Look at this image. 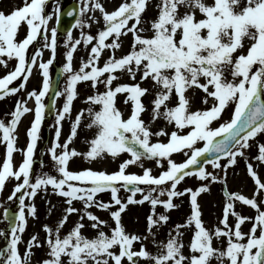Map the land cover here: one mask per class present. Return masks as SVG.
Segmentation results:
<instances>
[{
    "label": "snow or ice",
    "instance_id": "1",
    "mask_svg": "<svg viewBox=\"0 0 264 264\" xmlns=\"http://www.w3.org/2000/svg\"><path fill=\"white\" fill-rule=\"evenodd\" d=\"M46 3L47 0H24L22 7L9 14L0 11V57L16 58L18 61L13 71L0 78V99L16 94L25 87L42 52L37 50L31 56L30 64L26 54L29 46L41 37L42 30L45 33L42 36L44 47H50L53 55L56 52V29L51 30L50 44L46 34L52 19L45 12ZM148 5L149 0H122L118 8L108 12L96 0L94 4H85L82 12L99 10L105 22L104 29L97 36L82 32V39L74 41L71 33H68L70 50L63 71L69 76L64 93L66 100L62 112L58 114L57 124L71 113L79 82L91 81L93 88L103 84L105 91L87 98L90 104L99 106L98 110L92 107L87 109L90 122L86 127L96 130L94 138L88 141L89 151L82 154L75 149L69 150V144L77 136L83 112L75 117L71 134L63 144L59 141L61 132L57 129L56 141L49 151L60 178L50 174L38 175L34 182L31 178L34 150L45 109L42 99L49 92V66L52 60L39 63L44 77L42 89L29 93L36 103L35 119L28 130L30 141L18 169L13 167V153L16 150L13 133L21 117L31 110L25 106V102L18 101L10 124L0 121V132L6 143V159L0 167V192L10 178L21 181L8 197L9 200L18 199L19 213L10 229V242L6 248H0V264H29L31 249L40 244L33 236L28 242V251L22 255L18 249L20 234L27 225L25 199L34 198L38 190H46L49 185L58 195L66 198L68 207L67 215L60 221L54 235L53 230L45 225V231L49 234L47 245L50 258L43 260L42 264H110V260L114 264H123L125 258L128 264H139L140 258L151 264H211L213 260L218 264H264V181L251 163L247 164V170L255 182L256 195L248 198L226 191L227 203L221 220L224 228L217 227L214 233L204 227L197 201L200 193L208 190L207 187L202 186L195 191L191 188L179 191L177 188L188 176H197L202 181L211 178L213 182L220 181L226 185L227 168L236 165L238 157H246L245 150L252 147L251 142L264 134V0H160L156 5L158 15L150 23L152 34L145 36L142 35L146 31L143 14ZM22 24H26L28 31L25 38L18 40ZM77 26L82 28L84 21L78 20ZM129 33L132 34L130 51L118 57L116 51L122 46L121 37ZM94 40L96 43L90 49L89 58L82 62L78 71H74L72 61L76 47L82 41L87 46ZM105 49L112 50V54L101 67L98 65ZM0 63L7 66L3 60ZM118 72L128 74L134 81L139 73L140 81L150 80L153 83L157 91L153 100L152 120L163 118L174 125L175 130L170 133L164 129L155 133L151 131L150 126L141 119L145 111L141 98L149 89L139 82L113 86V82L119 79ZM21 77L23 82L19 87H10ZM189 89L202 90L203 103L208 104L211 98V107L193 111L191 97L187 95ZM118 94H126L125 103L132 102V111L127 119L116 106ZM173 98L176 100L175 106L169 107ZM230 105L234 106L231 119L219 127H212L214 121L222 119V114ZM153 136H167L168 139L167 142H152ZM199 142H204V146L198 147ZM257 147L255 159L264 163V143H258ZM58 148L61 149L60 154H57ZM125 152L130 153L131 158L112 174L91 169L78 172L69 170V161L73 157L84 155L85 159L95 160L108 155L116 158ZM174 153H182L186 157L184 162L173 160ZM205 154L214 156L207 163L221 169L223 178L202 166L196 172L190 170L200 165V158ZM222 157L227 158L226 165L220 163ZM143 159H155L161 167L164 166L161 161L166 159L167 170L158 176H153L151 169H145L142 175L126 173L129 165ZM117 185L131 191L127 203L120 199ZM139 185L150 188L148 194L136 200V193L143 192ZM107 191L111 192L112 203L97 202V194ZM157 191L159 196H153L152 193ZM17 193L20 194L18 197ZM186 193L190 194L192 208L188 225L194 223L196 229L190 242L191 255L185 256L183 252L182 233L179 231L182 226H177L176 236H170L167 243L160 245L161 251L156 255L144 246L133 250L134 243L145 237L129 235L125 231L121 214L127 205L146 201L151 204L152 215L147 218L151 233L161 222L167 223L169 220L167 215L157 216V206L171 210L177 207L173 199ZM164 195L167 199L161 200L159 197ZM77 200L83 202L86 210L95 206L110 211L115 223L110 235L101 229V225H106L107 221L86 211L87 219L92 221L91 227L100 229L96 237L87 238L82 234L83 223H78L67 235L61 236L60 228L67 222L68 215L79 211L73 206V201ZM236 201L254 209L256 215L243 216L236 212ZM114 205L120 207L111 211ZM27 207L29 213L35 216V205ZM229 215L236 217L234 229L229 225ZM5 218H8L7 209ZM245 221L252 222L248 232L241 230ZM214 238H226V247H214ZM117 248L118 254L114 251Z\"/></svg>",
    "mask_w": 264,
    "mask_h": 264
},
{
    "label": "rangeland",
    "instance_id": "2",
    "mask_svg": "<svg viewBox=\"0 0 264 264\" xmlns=\"http://www.w3.org/2000/svg\"><path fill=\"white\" fill-rule=\"evenodd\" d=\"M70 2L77 3L79 5V14L77 19L84 21V26L81 28L76 26L74 31L71 32L73 41L76 39H82V32L87 35L91 34L97 36L99 31L103 30L105 27V22L103 20V15L99 10H86L82 12L85 4H94L96 0H47L45 6V12L48 15L52 16V19L49 21L47 26V36L48 43L51 42V30L56 29V18L58 14L64 9L66 5ZM103 7L111 12L119 7L122 0H99ZM160 0H149V5L146 12L143 14L144 23L143 27L146 29L142 35L150 36L152 33L150 31V23L158 15V8L156 7L159 4ZM210 2V0H209ZM24 0H0V11H3L5 14L11 13L14 9L22 7ZM58 9V11H57ZM77 20V21H78ZM131 23V22H130ZM26 24H22L20 30L18 31V40H22L27 34ZM45 33L42 30L41 37H38L37 41H34L32 48L29 47L26 54L28 61L30 63V53L36 54L37 50L42 52V56L37 57V65L33 67L32 74L29 77L25 87L20 89L16 94H11L3 99H0V121H3L6 125L10 124L12 120V113L16 109L18 101L25 102V106L28 107L31 111L25 113L20 122L17 125L15 132L13 133L16 143L15 151L13 153V167L18 169L19 165L24 159V150H26L27 145L30 141L29 136L27 135L28 130L31 128L32 122L35 119V108L36 103L34 98L29 97V93L32 91H39L42 89L43 85V75L42 70L39 68L40 62H47L52 60V63L49 66V81L50 88L52 86V81L55 76L56 68H59L62 71V76L58 85V93L55 102L53 103V110H47V101L49 97V92L42 99L43 104L45 105L43 120L41 123L40 131L38 133V140L36 148L34 150L33 156V169L31 173V178L33 182L35 177L41 174H50L60 178V174L57 171V166L55 161H53L50 148L56 141V131L60 130L61 135L59 141L63 144L71 134L72 124L75 120V117L83 112L81 125L78 128L77 136L69 144V150L75 149L76 151L84 154L90 150V145L88 141L94 138L95 128H88L86 125L90 122V117L88 116L87 109L92 107L94 110H98V105H92L88 102L87 98L89 96L96 95L97 93H102L105 91L103 84H98L96 88L91 86V81L79 82L77 85L78 95L73 101L71 113L65 116V119L57 124L58 114L62 112L63 105L66 100L65 88L68 81V73L63 71L65 64L67 63V52L70 50L68 47V34L64 37L60 35L57 31V47L56 52L53 55L50 47H44L45 41L42 36ZM111 39V38H110ZM96 43L94 40L91 44L85 46L83 41L80 45L76 47V51L73 53L72 66L74 71H78L82 62L87 61L90 55L91 47ZM132 43V34L129 33L127 36L121 37V48L116 51V55L119 57L125 55L130 51V46ZM34 47V48H33ZM112 54V50L105 49L100 57V62L98 66H103V63L109 58ZM0 60H3L7 63L5 66L3 63H0V78L13 71L18 63L16 58L9 59L8 57H0ZM107 74H105L106 76ZM119 79L113 82V86L118 84H134L139 82L142 87L148 88L149 92L146 93L142 98V103L145 107V111L141 114V119L145 121L147 125L150 126L152 132H157L161 129H164L167 132L175 130L174 125H170L163 118L152 120V110L154 108L153 100L155 99V94L157 88L153 86V83L150 80L140 81L139 73L137 74V79L132 80L126 73H117ZM230 78V77H229ZM103 79V78H102ZM23 82V77L13 82V85L10 87H19V84ZM49 88V90H50ZM187 95L191 97V109L193 111L198 109H206L211 107L212 100L209 98V103H203L204 93L200 89H189ZM126 94H118L116 99V106L123 113V117L127 119L132 111V102L129 101L125 103ZM264 99V98H263ZM176 100H173L169 103V107L175 106ZM234 111V106L230 105L225 109L222 114V119L219 121H214L212 127H219L221 123L228 121L232 117ZM185 132L187 129L184 130ZM2 132H0V167H2L3 161L6 159V143L2 139ZM130 135V134H129ZM167 136H153L152 142H167ZM252 147L246 149V157H238V163L234 166L227 168V177L226 185L220 181L213 182L211 178L206 181L200 180L197 176H188L177 186L179 191H184L185 189L191 188L192 190H198L202 186L207 187V191L200 193L197 197L198 204L200 206L201 220L204 224V227L213 232L217 227L223 229L224 225L221 223L224 215V208L227 203V198L225 192L229 193H239L248 198H252L256 195V185L253 178L249 175L247 170V164L251 163L262 179L264 181V163L259 162L255 159L258 155V143H264V134L258 135L256 140L251 142ZM198 147H203L204 142H199ZM61 149H57V154H60ZM131 156L129 153H121L118 157L113 158L111 156H104L103 158H97L95 160L85 159L84 155L73 157L69 161V170L78 172L82 170H95V171H105L108 174L115 173L119 171L120 165L130 159ZM172 159L177 163H182L186 157L182 153H174ZM161 163L163 167L158 166L155 159H143L142 161L137 162L136 164L129 165L126 169L127 174H137L142 175L145 169H151L153 176H158L163 171L167 170V161L162 160ZM222 165L227 164V158L220 161ZM142 165V166H141ZM206 171L213 173L221 178L224 177V173L219 168H213L210 166H203ZM21 181H16L14 178H10L6 181L5 188L0 192V248H6L7 244L11 240V231L9 225L6 223L4 218L5 209L8 211L11 210L13 213H19V202L18 199L9 200L8 197L12 194L16 184ZM119 187L118 195L120 199L127 203L128 197L132 195L129 191H124V189ZM140 188L143 189L142 193H136L134 199L140 200L143 195L148 194L150 186L140 185ZM20 194L17 193V197ZM153 196H159V191L153 192ZM161 200H166L167 196H160ZM259 199V197H257ZM97 202L112 203L111 192L99 193L96 196ZM173 203L177 205L171 210L165 209L162 205H158L155 209L157 216L160 214L167 215L169 220L167 223L161 222L152 229L150 233L148 230V220L147 218L152 215V206L149 202L143 204H128L125 211L121 214L122 224L125 228V231L129 235H138L145 237L142 241H137L133 245V250H139L141 246L147 248L149 252L153 255H156L161 251L160 245L167 243L168 239L176 236L177 226L179 231L182 233L180 240L184 245L183 252L185 256L191 255L190 242L196 231L194 223L188 225V220L192 214L191 208V199L190 194H185L184 196L175 197ZM35 205L36 214L35 216L29 213V205ZM25 216L27 219V225L25 231L20 234L21 242L18 245L20 253L23 255L28 251V242L33 236L37 237L38 243L40 246H34L31 249V258L29 264H42V261L50 258L49 248L47 245V239L49 234L45 231V225L48 228L53 230V235L57 229L62 218L67 215L66 209L68 204L66 203V198L57 194L53 190L52 186H48L46 190H38L37 195L34 198L25 199ZM73 206L79 209L78 212H74L68 215L67 222L64 223L63 227L60 228L61 236L67 235L78 223H83L85 227L81 230L82 234L87 238H95L100 229H94L91 227L92 221L87 219L86 211L92 212L94 215L98 216L101 220L107 221L106 225H101V229L106 232V234H111L112 229L115 226V223L111 217L109 210H102L95 206L88 208L87 210L84 207L82 201H73ZM119 205H114L111 211H115L119 208ZM235 211L240 213L243 216L254 217L256 212L254 209L250 208L247 205L242 204L239 201L235 202ZM81 216L84 217L81 220ZM229 225L233 227L236 223V217L229 215L228 218ZM252 222L245 221L241 225V230L243 232H248L251 228ZM227 239H215L213 240L214 247L224 248L226 247ZM118 254V248L114 249ZM110 264H114V261L110 260ZM123 264H128L126 258ZM139 264H151L150 261H145L140 258ZM211 264H218L216 260H213Z\"/></svg>",
    "mask_w": 264,
    "mask_h": 264
},
{
    "label": "water",
    "instance_id": "3",
    "mask_svg": "<svg viewBox=\"0 0 264 264\" xmlns=\"http://www.w3.org/2000/svg\"><path fill=\"white\" fill-rule=\"evenodd\" d=\"M78 6L76 4H71L69 6H67L66 8H64V11L59 15V18L57 19V29L58 31H60L61 33H65L67 31H71V29L74 27L75 23H76V17H77V12H78ZM71 13V14H70ZM61 74H60V70L56 71V75L55 78L53 80V86L50 90V96H49V100H48V109H52V103L54 101V99L56 98V94H57V88H58V82L60 80ZM220 139V138H219ZM217 139V140H219ZM214 156L209 155V154H205L204 157L200 158V165L191 168L190 170L192 171H197L199 167H201L203 164H210L207 163V160L213 159ZM223 158V157H222ZM132 186H129V188H131ZM124 188V187H123ZM124 190H128L126 188H124ZM130 191V190H128ZM17 215L11 213L10 211H8V218H5L6 221L8 222V225H10V227L14 226V221L16 219Z\"/></svg>",
    "mask_w": 264,
    "mask_h": 264
},
{
    "label": "flooded vegetation",
    "instance_id": "4",
    "mask_svg": "<svg viewBox=\"0 0 264 264\" xmlns=\"http://www.w3.org/2000/svg\"><path fill=\"white\" fill-rule=\"evenodd\" d=\"M23 6V5H22Z\"/></svg>",
    "mask_w": 264,
    "mask_h": 264
}]
</instances>
